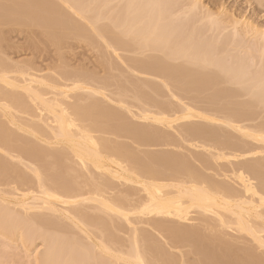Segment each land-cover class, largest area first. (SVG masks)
Wrapping results in <instances>:
<instances>
[{
  "label": "bare ground",
  "instance_id": "6f19581e",
  "mask_svg": "<svg viewBox=\"0 0 264 264\" xmlns=\"http://www.w3.org/2000/svg\"><path fill=\"white\" fill-rule=\"evenodd\" d=\"M58 1H60L59 2L60 4L62 2L64 4V7L67 8V13H69V15L67 14L66 15L69 16L70 21L66 20V22L67 23L70 22L69 23L70 25L67 24L70 27V31L77 34L79 33V35L82 36L84 35L83 37H86V35L90 36L89 32H91L93 35L95 34V37H98V39H101L105 43L108 50L110 49L111 52L115 53L114 55L117 56L116 51L117 52L121 51V45L119 48L120 50L119 49L117 50L116 47L119 44H121L122 41L121 38H124L125 40L123 41H126L128 39L131 40V43L134 44L131 45L133 47L136 45L135 47L136 49L138 48L137 50H139V48L144 49L140 51H145V49L150 48L153 51H157L165 54L166 57L168 58L170 56L171 58L177 57L175 58V60L176 59L179 60L180 58L178 57H181V59L185 58V61H187L186 59L188 60L191 59L190 61H188L190 65H192L193 67H197L198 69L195 68L196 70L200 71L202 69L200 71L202 75L200 79L201 82L206 79L205 77H207L205 73L202 74V71L206 70L205 69L206 67L210 68L216 66V68L218 67L217 70L220 73L222 72L221 74L225 76L224 77L222 75L223 80L226 78L227 82L233 81V83L237 82L239 83V85L241 84V86H243L244 96L250 95L251 97L255 98L253 99L258 105H262V106L264 105V64H263L264 32L263 30L262 31L256 30L258 27L256 26L257 27L256 28L255 24H253L251 21L245 19L241 20L240 16H238L239 17L238 19L237 17L234 18L233 16H230L231 20L229 21V23H231V28H233L232 29L233 31L231 32L232 34H230L232 38L237 36L238 32L236 28L239 26L241 27L242 24L245 32L253 31V33L254 32L256 33L255 34L256 43L253 46H251V48H247V50H249L250 52H252L253 50L254 51L258 50L256 51L258 55L256 61L257 64L256 62L254 63H255V68L259 70L256 71L254 70L255 72H252L251 76L247 77L248 76L247 70H249L248 67L251 68L253 61L252 62L248 61L249 63H251V65L249 63L247 64L246 63L247 61L244 60L245 56L242 57L243 55H239L241 54L239 52L240 51L242 52L243 51L242 49L244 47H241L242 49L239 48V46L236 48L237 45L236 44L233 45V39L231 41L230 38L231 42L230 41L227 42L229 39L226 40V38H224L226 36L224 35L222 37L223 35L222 32L218 31L219 29L224 28V27L221 28L222 25L220 24L222 22H219L220 21L219 19H221L225 15L222 9L221 11L219 10L220 12H216L215 15L216 19L218 18L219 20L217 22V20H215V16L213 15L215 13L212 14L211 12H209L210 10H208V8L206 9L203 7L204 8L203 10V8L201 9L200 6L199 7L201 10L200 12L202 13V15L204 13L203 18L202 15L200 16L203 23H201L200 25V22L202 21L197 22V20H195L194 22L199 23V26L197 27L198 24L193 22L195 25L193 24L194 27H192L190 26L191 25L190 20L192 19L189 20L190 25L183 23L187 21L186 18H189L187 16L185 17V15L190 16L193 13L194 14L193 16H196L195 12H197L198 9L196 6V4L198 3L196 2L198 0H188V1L184 0L185 3L187 2L186 5H183L185 7L183 8L181 5L183 9L182 8L180 9L178 8L177 10L175 9L176 12H180L182 10L181 12L184 15L183 14L182 16L180 15V18L185 17L184 20L183 19L179 20L178 19L179 16L177 17L174 12L172 13L170 12L171 11L170 9L172 10L174 9V5L177 7L178 3H176L175 1H174L175 4L173 3V7L172 5H169L168 0H58ZM176 1L178 2L179 0ZM184 1H181V3H183ZM50 3L48 2L49 8H50L49 5ZM113 3L115 4L113 5ZM169 6L172 8H169ZM51 8H52V4H51ZM52 10L51 13L53 14L54 10L53 11ZM174 17H176L175 18L176 21ZM74 18H78L81 21H83L85 26L86 25L88 26L87 28H89L88 29L89 31L87 29H86L87 31L86 30L84 31L85 28L84 27L82 28V26L79 25L82 28L81 29L78 26V24L75 22L77 20H74ZM105 20L110 22L111 24L110 30L116 29V31L113 30L115 32L110 31L111 32L110 33L108 26L107 27L99 26V24H101V22ZM174 23L175 24L178 23L180 25L183 24L182 26L184 25L188 26L187 27L188 29L182 32V33L186 32L187 34V35L184 34V36L186 35L184 37L185 39L182 37L181 35L182 33L178 32V30L179 31L183 30L181 26L180 28L182 30L180 28L178 29L177 25L176 27L175 25L172 26V24ZM240 23L241 25H239ZM202 27L204 29L207 27L208 29L206 28V30H208L209 33L211 31L212 34L210 37L212 38V36H214V40H211V38H209L208 36L205 37V35H207L206 34L207 32L206 30H204L205 34L201 33L202 35H204L202 36V38H205V40L207 41L203 42L204 39L201 38L200 34H199L200 37L198 36V33L202 29L198 30L199 32L197 34L195 33L197 28L199 29ZM189 28H192L193 30L192 29L189 30ZM117 30L119 31V33ZM193 31L195 34L193 33ZM204 31L202 30V32ZM112 32L116 34L118 33L119 38L120 37L121 38L120 39L117 38L118 36L116 34H114L115 36H113ZM109 34L110 35L112 34V36H110ZM106 35H107V39L109 40L108 42L111 41L110 44L105 41ZM192 35H197V37L195 38L196 40L194 39L195 36L192 38ZM179 36L184 40L183 42H176V39L178 41V39L180 38ZM257 36L259 37V39L257 38ZM110 37L112 38L110 39ZM174 37L177 38L174 39ZM198 37L200 38L198 39V41L201 40V42L197 41ZM187 39L188 42H186ZM209 39L210 41H208ZM221 41L222 44H219V42L221 43ZM224 41H226V43L228 44L227 46L225 45L226 43ZM259 42L261 44H259ZM223 44H224V49H222ZM229 44L234 48L233 47L229 48L230 46ZM123 45H125V43ZM123 45L122 48L124 47ZM218 46L220 47L222 46L221 49ZM131 50L134 51L133 48ZM231 51H233V53ZM230 52L233 54V56H231L232 54ZM244 52L245 51H243V54ZM247 52L248 51H246V53ZM221 53H225L227 56L225 54L222 55ZM216 55L217 56L221 55L220 56L221 58L217 57ZM240 56L241 58H239ZM251 58L254 57L252 56ZM120 59L122 60V57ZM241 59L245 61V63L242 62ZM158 60L159 63L157 62ZM185 61L183 62L184 64L187 63ZM136 64L137 63H135V67ZM151 65L154 67H158V70L160 69L162 71L163 69L162 72L158 71L160 74L157 73L159 74V76L162 73L163 75L166 76L164 77L161 75L160 76L161 80L163 78L165 80H167V78H169L168 80H170L171 78H173L174 80L176 78L175 79L176 81L180 80L179 78L180 76L178 77L176 75H180L179 72L184 67L183 64H180V66L178 65L181 68L179 69L180 70L179 71L176 70L177 68L175 66L174 68L176 69H174L173 66H169L168 64L165 63L164 66L166 65L171 68L169 70L167 69L168 67L166 66L164 67L162 65L161 59L154 60L153 64ZM258 65L259 67L261 65V67L260 68L257 67ZM125 66L128 67L127 65ZM245 66H247V68ZM135 67L133 68L132 71L136 69ZM139 67L140 65L138 66V68ZM142 67H144L145 69V66H141L139 70L140 69L143 70ZM186 67L184 68L186 69ZM148 68L150 67L148 66ZM151 68L154 69L153 72L157 70L156 68L153 67ZM136 70L138 71V69ZM1 71L2 70H0V72ZM7 72L6 73L3 72L2 75H0V84H2L3 87L7 88L6 89L7 91L10 90L9 93L11 92L13 93L9 94L2 86H1L2 88L0 87L1 90L0 112L3 114V118L4 116L8 118L7 123L6 121L5 124L0 122V154L6 156L7 159H11V161H14L15 164L17 163L18 166L22 165L25 168V170L24 169L23 170L26 171L27 173L28 172L30 173L32 177V182L30 181V176H27L29 173L24 174L22 170L18 169V171L23 172V173L21 172L22 176L23 175L27 176V177L25 176L22 177L13 168L15 164L9 167L11 164L9 163L7 165L5 160H2L6 157L0 158V184L2 183V181L3 183H7L11 180L10 178L11 176L7 175L8 173L9 174L11 173L14 176H16L15 178H17L16 179L17 181L16 180L15 181L18 183L16 184V182L10 181V183H12V186L14 183V186L12 187L13 189L8 190L7 187L4 189V191H2L4 188L3 187L2 190H0V206H1L0 212L2 211L0 217L2 215H5L4 216L5 218L3 216L2 217L7 220V222L6 220H3L4 222L0 220V229L4 233L5 231H7L8 234L12 233L13 235H15L12 230L16 229L17 231V229H19L20 227L17 233L16 231L14 232L16 234L20 233L17 235V237L20 235L21 237L20 239L24 240V242L26 241L27 243L29 241L31 242L32 240L34 241L36 238V236L28 234V232L31 231L30 228H32V226H34L35 228L36 226H38L40 228L39 229L37 227L38 230L36 228V231L38 232H35L34 231L35 228H32L34 229L32 230L33 234L35 232V235H37L39 238H42L41 242L45 246V250L43 248L44 251L43 253L41 252L42 255H40L41 257H39L40 262H38V264H91L89 263L91 261L93 263L97 261L95 264H102V262H105L103 264H107L106 261L112 262L111 264H159L155 262V259L153 260L154 257L150 252L151 250L149 251L150 246L148 247L149 240L148 237L144 234L143 229L145 230L148 229L151 230L153 233H156L157 236L160 237L161 241L164 240L166 242L165 245L169 249L176 250L179 253L178 254L179 257L176 256L178 258L179 264H192L193 261L192 263L190 260L187 261L186 259L188 258H186V256L181 252V250L176 248L178 245H181L182 242L185 241L189 236L190 237L192 236L191 230L181 229L171 224H176V225L186 224L194 220L193 217L195 216L204 219L206 221L207 227H210L212 229L216 227L223 231H229L240 236L241 235L246 236L248 237L247 239H250L251 242L254 244V247L259 248L258 250L264 249V164H262L261 162H260L261 164L259 163L246 164L244 162L248 160H255L258 157L264 158V124L262 125L250 124L249 122H252L251 118L246 119V117L243 114L241 116V113L239 111H238L239 113L235 111L234 113L231 112L228 114L227 113L223 114L224 112H221L220 114V112H217L215 110L214 112H211L208 111V109H201L199 107L196 108L195 106L193 107V105L191 106L189 104H186V102H182L183 100L181 101V99L178 100L179 97L178 98L175 97L176 95L173 98L175 99L177 98L175 102L178 103L179 107L178 110L175 111V113H172V116L170 113L167 114L164 113L165 111L164 112L159 111L158 109H156L158 110V112L157 111L152 112L151 109L149 110L147 108L145 109L144 108L145 105L141 109H139L136 106L133 107L130 104L129 100L126 101V99H128L126 95H125L126 96L125 100L123 99L118 101L119 99H121V97L120 98L118 97L119 99L113 97L117 99V101H115V99L113 101L112 97L110 99H106L108 100V102L111 100L112 102L115 103L117 102L119 107L122 110L124 109V113L126 112L135 121L137 120L142 123H147L150 125L152 124L156 127L158 126L159 128H164L167 130L174 129L175 132L178 130L174 127V125L176 124L177 126L178 123L183 125L185 123L187 124L188 122L192 123L195 120L196 122H201V121L202 123L207 122L210 125L211 124L213 126L218 125L219 127L221 126L222 129L225 128L227 131L234 132L238 134L241 138L250 140L251 144L253 143L254 145V147L253 145H251L252 148H246L239 151L238 150L231 151L232 150L231 148L226 147L227 151H230V153L224 154L223 146L221 147L218 146V144H216L217 141L215 143L213 142L214 140L212 139L213 141L211 142L213 143L210 142V144H213L212 146L206 144L208 142L207 141L205 142L203 140L205 139V137L203 138V136L205 135L204 132L205 131L207 132V133L205 132L206 135L209 134L207 129L205 128L203 129L204 132L202 133L203 135L201 134L202 135L201 137L200 132L202 128L199 132V130L194 127L195 130H198V133L196 131L197 134L193 132L197 137V138L195 137L196 139H194L192 135V130H190V128L192 129L193 126H189L192 124L188 123L186 126L184 125L186 131L185 129H184L185 132L182 131L183 135L178 134L179 137H181L180 141L184 142V145L186 144V147L191 146V148L193 147L194 150L201 149L205 151L206 153L210 154L213 158H215V160L213 159V161L219 159L223 160L226 158V161L231 159V161L235 162L236 164L234 163L232 164V162L230 161L229 164L228 163L224 165L221 164V166H219V164H215L217 166V171H219L220 174L214 173L213 175H215V177L210 175L213 178L212 177L210 178L209 176H205L206 174L202 172V168H204L203 166L205 165L206 167L207 164L204 165L198 164L201 167V171L198 167H197L198 168L197 171L199 170L201 174L196 170H194L193 172V170L191 169H190L191 171L190 170L188 171V169L187 171L186 169L184 170L181 169L183 172L179 170V172L177 171L175 173L174 171L171 173L161 172L160 174L159 172L156 174L150 173L152 171L150 170L149 172V170L146 169L147 167L142 168L143 164L137 166L138 164L136 165V163H134L133 165L132 160L134 159V157L132 158V156H129L131 157L130 159L129 157L128 158L125 157V155L123 156L119 155V152L117 151V149L119 148H117L114 151L110 150L111 146L110 144L108 145V141L106 143L103 140L104 139L103 137H102L103 139H101L100 137H97L98 136L97 134H96L97 136H95V133H98L99 131L103 134L102 136H104L105 132L107 131L102 132V129H99L100 128L99 124L95 127V125L97 124L96 122H95L96 124L87 123L89 121L91 122L94 121H92V118H89L90 116L89 117L87 116L85 119V115H89L88 110L93 108V106L98 107L99 104L96 105V103L94 102H93L94 105H92V103H90V105L86 104L88 107L83 105L79 106L77 105V103L70 104V102L72 101L71 95L74 93L82 92L93 96H97V95L104 96L102 95L103 90L101 91L99 89L101 91L100 92L98 89L92 87L94 85L90 86L91 85L90 82L88 84V82H85L84 79H83L84 81H82L81 78L76 77L77 79H75V76H73V77H69L72 78L71 80L67 77V79H69L68 81L66 80V78L65 79L61 78V80L63 81L65 80V82H68L66 84L65 83L62 84L61 86H59V83H55L51 81L52 83L58 84L60 88H57L58 87L57 85L54 86L52 84L46 85L47 86L46 88L51 90V93L53 95V96L51 95L49 98L48 96L51 94L50 92H48L50 94H47L48 95L47 96L45 95V93L43 94L36 87V85H43V81H40L35 74L32 76V74L30 75L28 73L29 74L28 75L27 73L25 74L21 71L18 72V76L13 79V76L12 75H11L12 77L10 76L11 72L8 73L9 75L7 74ZM142 72L145 73L144 70ZM140 73L141 72H139V74ZM14 74L17 75V72ZM172 74L173 75L176 74L175 75L176 77L173 76ZM19 77L20 79L18 80L17 78ZM213 77L214 76H212L211 78L207 77L208 80H211L209 81V83L211 82L214 83L215 80L217 81L218 79H220L217 78L216 75L214 78ZM168 80L167 82L171 83L172 79L171 81ZM208 80L206 79V81ZM181 81L182 80H180V82ZM161 82H163V80ZM172 83L174 84L173 81ZM167 84L164 85L162 84V85L163 86L166 85L167 87ZM183 84L184 82L182 81L181 89H183ZM185 85L187 86V84ZM96 87L99 88L98 86ZM169 87L172 89V86H170V84ZM177 88L178 86L175 89ZM3 89L4 91L2 92ZM171 92L173 93L172 90ZM172 93L170 95H172ZM122 97L125 98L124 96ZM124 101L126 103L128 102V104H130L133 108H136L135 111H133V108L130 107V105L126 104ZM138 101L139 103H141L140 99H138ZM27 107L30 108L32 107V109H35L33 111H36L37 113V115L35 113L36 115L35 121L37 123L36 122L30 123V124L35 123V127L34 125H32L33 127L30 126V130L28 129L29 127L27 128V130H29L30 132L25 130L26 127L24 128L21 125V123H19L20 121L19 119H22L19 118L21 114L27 113L22 109ZM83 107H85L86 109ZM86 111L88 114L85 113ZM241 117H245V118L241 119ZM4 119H2L3 122ZM87 119L89 120L87 121ZM23 120L20 122H23ZM27 122L28 121L26 120V123ZM4 125L5 126L7 125L6 126L7 128L8 126L12 127L14 128V130L13 129L10 130L9 128L7 129ZM179 126H177L178 129ZM37 127H39V129H37ZM122 128L119 129L126 132V130ZM129 128L130 131L129 130L127 131L131 132L130 134H132V131L134 132L136 131L137 133L140 132L138 134L139 136L142 135L141 133L145 132L142 129L139 130V128H134L131 126ZM183 128H181L180 130H183ZM40 129L44 130L46 134H43ZM211 129L209 128L210 133H211ZM9 130L12 131V133ZM15 130L19 132L20 135H22L21 133H26L29 136L26 137V135H23L24 137H26V139L25 138L23 139L22 137L19 136V134L18 136L14 135ZM117 131L120 130L117 129ZM124 132L121 134H124ZM187 132H191V136H189L190 134H188L189 137H185V135L187 136L186 134ZM137 133L135 137H137V139L139 140ZM177 133L180 132L178 131ZM148 134L149 133H145V135ZM134 135L132 137H134ZM145 135L143 133L142 139L146 137ZM150 135L152 136V134ZM156 135L158 136V133L155 134V136ZM155 136L153 134L151 138L148 137L144 139L143 140L144 143L145 140L148 139L149 141V139H152ZM229 136H231V133ZM234 136L232 134L231 137L238 139ZM190 137H191V141H190ZM231 137H229V139ZM186 138H188L189 141H187L188 139L186 140ZM199 138L201 139L203 138V139L201 140ZM30 139L35 140L34 142L40 141L44 145H47L49 149L41 150V148L39 147L38 148L40 150L38 148L35 149V143L33 141H30ZM210 139L207 138V140L209 141ZM148 141L146 142L148 143ZM11 142L13 143L17 142L18 146L12 147L16 143L12 145ZM247 142L248 141H246V143ZM138 143L142 144L141 142ZM214 144H216L218 147L214 146ZM248 145L249 144H247V147ZM219 147L222 148V150L219 149ZM175 148L177 149L178 146H176ZM201 152L199 151L197 153H201ZM69 155L71 156V158L68 157ZM46 157H49L47 159H49L50 161L60 160L61 162L62 161L69 162L71 159H73L74 165L72 163L71 164L74 167L72 166V169H70V171L72 172L78 171V173L83 172L89 179L81 181L79 180L81 176L76 175L73 181L74 183L72 182V186L71 184L67 185L70 182L66 184L65 182L64 183L61 182V180H56L55 176L50 172H48L49 170L48 164L50 163L48 162L47 164L45 160L44 161L46 162V164L43 162V159ZM62 165H64V163ZM144 166L145 165H143V167ZM222 166H225V168ZM21 168L22 167H20V169ZM203 171L206 172L205 169H203ZM46 172L48 175L46 174ZM162 173L165 174L162 175ZM6 175L7 178L9 177L8 179H10L9 181L6 179L7 182L4 181ZM166 175H168V177ZM3 177L4 179H2ZM216 177L217 178L220 177L221 180H214V178ZM10 183L7 184L11 185ZM19 183L22 184L21 186H24L26 184L27 185L29 184L28 186H30V184L32 185L34 184L33 186L35 189H33L32 186L30 187L32 189L28 188L24 190L22 189L23 187L20 188L21 186L19 185ZM2 185L0 186L2 187ZM15 185L17 186L19 185V186L17 187ZM118 187H129L135 189V191L139 196L136 199H133L134 195L125 194L119 191ZM6 189L8 191L14 192V194H11L12 192L10 193ZM56 221L61 222V224L59 222H58L59 224L56 223L58 234L60 231L59 228L62 226V224L65 223V228L67 227L66 229L70 227L68 229V234H69V230L72 228L71 229L72 231L74 230L76 233L78 232L79 235H81L80 237H83L84 239L80 238L78 235V238L76 237L77 240H75L76 242L73 243L72 241H74L73 240L74 236H76L77 234L75 233L73 234L74 231L72 232L70 230L71 232L69 236H71V233L73 234L71 238L72 243H70V245H68L67 243L68 248L71 247L69 248L70 251L69 250L67 251L66 249H64L66 245L64 247H63L64 244L62 245V247L59 245V243L61 242V240H59L60 238L59 235H57L58 237L56 236V234H55L56 237L52 236L53 235L52 229L56 226L54 225ZM166 222H169V224ZM107 224L111 227V229L114 230L112 231L113 233H115V235L118 233L123 235L122 241L119 236L118 239L116 238L117 240L115 239L116 241L110 239V237H107L108 231H105L106 232L105 233L104 230H102L105 227L104 228L99 227V225L102 227L103 225H107ZM21 225H23L24 227ZM48 226L51 228H49ZM41 229H43L44 232ZM91 229H94L96 232H93L94 230L92 231ZM8 230L10 231V233ZM45 230H47L50 233L52 232V234L50 235L47 231L45 232ZM1 231L0 233L2 234ZM64 231L67 232V230ZM64 231H62V233H64ZM112 231H109V233L111 232V235L113 234ZM62 233L60 232L61 236ZM165 236L166 238H168L169 241H167ZM64 237L65 238L63 240H66V237L68 236L64 234ZM81 239H83V242ZM84 240L86 241L85 243ZM33 241L31 243H33ZM67 241L68 240H66V242ZM61 243H65V241H62ZM72 244H74L73 246L75 247L78 246L76 247L75 250L78 251L76 252L77 254L73 252L75 247L73 248ZM59 247H61L64 250L62 249L60 250ZM62 251L63 252L66 251V252H64L63 254ZM61 254H63L64 257L62 256L61 258L60 257ZM76 257H78V259ZM247 257L250 260L256 259L260 262H263V259L255 256L254 252L252 251L249 252ZM101 260L102 262H100ZM166 264L168 263L166 262Z\"/></svg>",
  "mask_w": 264,
  "mask_h": 264
},
{
  "label": "rangeland",
  "instance_id": "374dc122",
  "mask_svg": "<svg viewBox=\"0 0 264 264\" xmlns=\"http://www.w3.org/2000/svg\"><path fill=\"white\" fill-rule=\"evenodd\" d=\"M47 1L49 3L51 2L49 4L50 8H51V4H52V8L54 11L52 10V8H51V10L53 11V14L51 13V10L48 6ZM47 1H45V0H0V70H2V71L4 70L3 71L4 73H6L7 71L11 72L10 76L12 75L13 79L15 77H17L18 72H21V71L25 74L26 73L27 74L29 73L30 75L32 74V76L35 74L36 77L40 81H43V85H36V87L43 94L45 93V95L51 93V90L46 88L47 87L46 85L52 84L53 86L54 85L58 86V84H55V83H59V86H61L64 83L65 84L68 83V82H65V80L64 81L61 80V78L62 79L66 78V80L68 81L69 79L70 80L72 79L69 77H73V76H75V79H77L76 77H78V78H81L82 81L85 80V82H88V84L90 82V84H91L90 86L94 85L92 87H94L98 90L99 89L101 91L103 90L102 95H104L106 98L104 96H100V95L93 96V95H89L87 93H82V92L81 93L80 92L74 93L71 95L72 101L70 102V104L77 103V105H79V106L80 105L87 106L86 104L90 105V103H92V105H94L93 102L96 103V105L99 104L98 107L93 106V108H91V109L88 108L89 109L88 110L89 115H85V119L87 116L88 117L90 116L89 118H92V121H94V122L89 121L87 123H89V124L93 123L94 124L96 122L97 124L95 123L96 124L95 127L99 124V126H100L99 129H102V132L107 131V132H105L104 136H102L103 134L100 131L98 133H95V136L98 135L97 137H100L101 139L104 138L103 140L106 143L108 141V145L110 144V146H111V147L108 146V147H110V150L114 151L117 148H119L121 150L120 151L119 149H117V151L119 152V155H122V156L125 155V157H127V158L129 156H132V158L134 157L135 160L134 159L132 160L133 165H134V163H136V165L138 164L137 166H140L141 164H143L145 166L143 167V165H142V168L147 167L146 169L149 170V172H150V170L152 171L150 173H155V174L158 172H159V174L161 172L171 173L173 171L175 173L177 171L179 172V170L182 171L184 169H186V171H187V169H188V171L191 169L194 172V170L197 171L198 168L201 171V167L198 164H203V165L207 164L206 165L207 168L205 167V165L203 166L204 168H202V172L206 174L205 176H209L211 178L212 176L215 177V175H213L214 173L220 174V172L217 171V166L215 164H219V166H221V164L222 165L227 164V163L229 164L230 162H232V164L233 163L236 164V163L231 161V159L226 161V158L223 160L219 159V160L213 161V159L215 160V158H213L210 154L206 153L205 151H203L201 149H195L194 150L193 147L191 148V146L186 147V144L184 145V142L180 141L181 137H179V135H178V134L183 135V132L186 131L184 125L186 126L188 123H190L192 125H189V126H193V128L195 127L196 129L199 130V132L202 128L200 135L204 132V130H203L204 128L207 129V131L209 133L208 134L209 137H208V135H206L207 132L205 131L206 133L204 132L205 135L203 136V138L205 137V139H203V138L202 139L205 142L206 141L208 142L206 144H209L212 146H213V144H210V142L214 140L213 142L216 143V141H217L216 144H218V146H220V147L223 146V148H224L223 153L224 154L230 153V151H227L228 147L232 149V150L230 149L231 151H233V150L239 151V150L246 149V148H252L251 145H253V143L251 144L250 140L243 139L238 134H236L234 132L227 131L225 128L222 129L221 126L219 127L218 125H217L218 127L216 125L215 126H213L212 124L210 125L207 122H206L207 123L206 124L205 122L204 123H202V121L196 122V120H195L192 123L188 122L187 124L185 123L183 125L178 123L177 126L180 125L179 129L175 124L174 127L180 132V133H177L178 131L175 132L174 129L173 130H167L164 128H159L158 126L156 127L152 124L150 125L147 123H142V122L137 121V120L135 121L125 112L127 114L126 115L124 113V109L122 110L119 107V105L117 104V102L116 103L112 102V100L114 101V99H115L113 97H116V98L121 97V99L118 98L119 99L118 101H120L123 99L125 100L126 96H127L128 99H126V101L129 100L130 104L133 107L136 106L139 109H141L145 105L144 108L145 109L147 108L148 110L151 109L152 112H156V111L158 112V110L163 111V112L165 111L164 113H167V114L170 113L171 116H172V113H175V111L178 110L179 106H178V103H176L175 101L179 97L178 100L181 99V101L183 100L182 102H186V104H189L191 106L193 105V107L195 106L196 108L199 107L201 109H208V111H211V112H214V110L217 112H220V114H221V112H224L223 114H226V113L228 114L231 112L234 113L235 111L237 113L240 112L241 116L243 114L246 117V119L251 118L252 122H249V123L252 125L264 124V105L263 106L258 105L254 100L255 98L251 97L250 95L244 96L243 86H241V84L239 85V83H237V82H235V83H237V84H235V83H233L232 80H230L232 82H229V81L227 82L226 78L223 80L222 79L223 74H221L222 72L220 73L217 70L218 67L216 68V66L210 67V68L206 67L205 68L206 70L203 69L204 71H202V74L205 73V75L207 77H210V78L212 76L215 77V75H216L217 78H220V79H218L217 81L215 80L214 83H212V82L209 83V81H211V80H208V78L205 77L208 81H206V79H205L204 81L201 82L200 79H201L202 75H201L200 71L202 69L199 71V70H196V69H198L197 67H193L192 65H190L188 63V61H190L191 59L190 60L186 59L187 61H185V58H182L183 59L182 60L181 57H178L180 59L175 60V58H177V57L171 58V56H170L168 58V57H166L165 54H163L161 52L153 51L150 48L145 49V51H140L143 48L142 49L139 48V50H137L138 48L136 49V47H135L136 45L134 47L132 46L134 44L131 43V40L128 39L126 41H123L125 39L121 38V37L120 38L123 41V43H122V41H121V44L117 43V44H119L118 45L119 47L118 46L116 47L118 50L120 48V45H121V51H118V52L116 51V54H117V56H116V55H114L115 53L111 52L110 49L109 50L107 49L105 43L101 39H98V37H95V34L93 35L91 32H89L90 36L86 35V37H83L84 35L82 36V35H79V33L77 34V33H73L72 31H70V27L67 25L70 22H68V23L66 22V20H69V16H67V15H69V13H67V8L64 7V4L62 2L60 4L59 3L60 1H58V0H47ZM168 1H169V5H172V7H173L174 1L176 3H178L177 7L174 5V9L173 10L170 9L171 11L170 10L169 11L171 13L174 12L177 17L179 16V18H178L179 20H181V19L184 20L186 16L189 17V18H186L187 21H185V23H183V24H189L190 25V22H191L190 26H192V27H194L193 26L194 23H197L198 21L199 22L202 21L200 18V16L202 15V13L200 12L201 10L199 8L200 6H201V9L203 7L206 9L208 8V10H210L209 12H211L212 14L215 13V14H213L214 16L216 15V12H220L222 9V11H224L225 15L221 19H219L220 21L218 20V18L216 19V16H215V20H217V22L218 21L222 22L220 25H222L221 28L224 27L223 28L224 31H223V29H219V28H218L219 29L218 31L222 32V34H223L222 37L224 35L226 36V37H224V38H226V40L229 39L227 42L230 41V38H231V41L233 39V45L236 44L237 45L236 48L238 46H239V48L244 47L243 49L241 48L243 51H245L244 54L246 53V51H248L247 52L248 54L246 53L244 55L243 51L241 52L239 49V51H240L239 53H241L239 55H243L242 57L245 56L244 60L247 61L246 62L247 64L249 62L253 61L251 68L248 67L249 70H247V71L249 73L247 71H245V72H247V75H248L247 77L251 76L252 72L259 70V69L255 68V63H254L257 61L258 55H257L256 51H258V50H256V51L251 50L252 52L247 50V48H251V46H253L256 43V41H255L256 40L255 39L256 33L255 32L253 33V31H251V32L246 31L245 32L244 28L242 26L243 24L241 25V23H240L239 25H241V27L238 25L239 27L236 28L237 32H238L237 36L232 38V36L230 34H232L231 32L233 31L232 30L233 28H231V23H229V21L231 20L230 16H233L234 18L237 17V19L239 18L238 16H240L241 20L245 19V20L251 21L253 24H255V27L256 26L258 27V28L256 27L257 28L256 30H258V31L263 30V32H264V1L263 0H262L263 2L261 0H198L199 2L198 1L196 2V3H198V4H196V6L198 8V9L196 8L197 9V12H195L196 16H193L194 14L192 13L190 16L185 15V17H182V18H180V15L182 16V14H183L181 12L182 10L181 11L179 10L180 12H176V10L178 8L179 9L182 7L184 8L185 6H183V5H186L187 2L185 3L184 0H179L178 2L176 0H168ZM181 1H184L183 2L184 4L181 3ZM258 1L259 2L261 1V2L259 3ZM46 2H47V4H46ZM170 3H172V4H170ZM114 4L115 3H113V5ZM181 5H182V7H181ZM120 6H121V3H120ZM172 7L169 6V8H172ZM204 8H203V10H204ZM197 14H198V16H197ZM172 16H175V15H172ZM203 16H204V13L202 15V18H203ZM195 17H197V18H195ZM175 18L176 17H174V19ZM223 18H224V21H223ZM190 19H192V20H190ZM74 20H77L75 22L78 24V26L80 25V26H82V28L83 27L85 28L84 31L86 29L87 30L89 29V28H87L88 26L87 25L85 26L84 22L81 21L80 19L74 18ZM189 20H190V22H189ZM195 20H197V22H194ZM175 21H176V19H175ZM106 22L108 23L109 21H106V20L102 21L101 24H99V26H103V27L108 26L109 32L113 31V30L116 31V29L110 30L111 24H110V22L108 24ZM181 23H182V21H181ZM201 23H203V21L200 22V25H201ZM197 24H198L197 25V27H198L199 23H197ZM174 25H175V27L177 25L178 29L181 26V28L183 30L181 28L180 29L182 31L178 30V32H181V33L183 31H185L186 29H188L187 25L182 26L178 23L172 24V26H174ZM195 28H194V31H195ZM206 28L205 29L203 27L199 28V29L197 28L195 33L197 34L199 32L198 30H201V29L204 31V30H206ZM191 29L192 28H189V30H191ZM202 30L198 33V36L200 34L201 38H202V36H204L202 34L203 33L205 34V31L202 32ZM220 30H222V31H220ZM115 31H113V32H115ZM194 31H193V33H194ZM206 32H207L206 33L207 35H205V37L208 36L209 38H211L210 37L212 34L211 31L209 33L208 30H206ZM118 33H119V31H118ZM118 33L117 34L113 33V36H115L114 34H116L118 36L119 35ZM184 34H186V32L181 34L183 38L187 35L186 34L184 36ZM110 36H112V34ZM193 37L195 39L197 37V35H192V38ZM199 37L197 38V41H198V39H200ZM111 38L112 37H110V39ZM117 38H119V36ZM176 38L174 37V39H176ZM180 38L178 39V41L176 39V42H183L184 41L182 38L181 39ZM257 38L259 39L258 36H257ZM106 39H107V35H106ZM106 39H105V41L110 44L111 41L108 42L109 40L108 39L106 40ZM188 39L186 42H188ZM202 39H204L203 42L207 41V40H205V38H202ZM206 39H208V38H206ZM211 40H214V36H212ZM222 40H223V38H222ZM128 41H130V42H128ZM208 41H210V39ZM174 42H175V40H174ZM198 42H201V40H199ZM224 42L226 43V41H224ZM103 43L105 46L103 45ZM124 43L126 46L123 45ZM191 43H193V42H191ZM219 44H222V41H221V43L219 42ZM259 44H261V43L259 42ZM122 45L124 46L123 47L124 50L122 48ZM129 45H131V46H129ZM225 45L227 46L228 44L226 43ZM222 46H221L222 49H224V44ZM131 47L134 49V51L131 50L132 49ZM218 47L221 49L220 46H218ZM230 47H233V46L230 45L229 48ZM231 52L233 53V51H231ZM218 54H220V53H218ZM221 54L223 55L225 53H221ZM227 54H228V52H227ZM118 55H119V57H118ZM115 56L119 60L116 59ZM120 56L122 57V60L124 61V63L120 59L121 58ZM220 56H217V57H220ZM231 56H233V54ZM252 56L254 58H251ZM255 56H256V58H255ZM239 58H241V56ZM157 59L162 60L163 66L166 63L169 66H173V68L175 66L177 69L176 68H174V69H176V70L181 69L179 67L180 64H183L184 67L187 66L186 69L183 67L184 68V69L182 68L183 70L182 69H181V71L179 70L180 75H176L177 72L175 74L178 77L180 76L179 77L180 80H182L184 82L183 89H181L182 88V86H181L182 81L181 82H180V80L176 81L175 80L176 78L174 80H173V78H171L172 81L174 82V84L172 83L171 79L168 80L169 78H167L168 81H171L172 85H171V83L167 82V80H165L164 78L162 79L164 83L161 82L162 80L160 79L161 78L160 76L161 75L164 77H166V76L163 75V73L159 76L160 73L158 71L162 72L163 69L161 68L162 69V71H161L160 69L158 70V67H154L151 65V64H153V61L157 60ZM184 61L187 63L184 64L183 63ZM157 62L159 63V60ZM242 62L245 63V61H243V60H242ZM135 63H137L136 67H135ZM146 64H147V66H146ZM249 64L251 65V63H249ZM253 64H254V66H253ZM256 64H257V62H256ZM263 64H264V62H263ZM125 65H127L128 67L130 66V67L128 68ZM139 65H140V67L145 66V69L147 71L144 69V67H142V68L145 71V73L142 72L143 71L142 69L139 70V68H140V67L138 68ZM131 66H133V67H131ZM148 66L150 68H148ZM134 67L136 69H138V71L141 72L142 74L141 73L139 74V72L136 69L134 71H132ZM151 67L156 68L157 70L155 72H153L154 69H152ZM166 67H168V66H166ZM245 67L247 68V66H245ZM257 67H259V65ZM260 67H261V65H260ZM167 69L170 70L171 68L168 67ZM2 71L0 72V75H2V73H3ZM9 72H7V74ZM13 72L14 73L17 72V75H15ZM155 73L156 74L159 73V74H157V76H156ZM175 75H173V76H175ZM67 77L69 79H67ZM178 77H177V79H178ZM217 78H215V79H217ZM17 79L19 80L20 77ZM47 80L49 82L52 81L55 83H52V82L49 83ZM212 81H213V79H212ZM161 83L163 85L169 83L170 86H172V89L169 87V84H167V87H166V85L163 86ZM185 84H187V86ZM44 85H45V88H44ZM1 86H2V84H0V87ZM59 86L57 88H60ZM96 86H98L99 88H97ZM175 86L176 87L178 86V88L175 89L176 88ZM34 87H35V85H34ZM101 87L104 89H102ZM168 87L173 91L174 95ZM185 87H186V89H185ZM3 88L5 90L7 89L5 87H3ZM166 88H167V90L168 89L169 90L167 91ZM4 89L2 90V92L4 91ZM9 91H7V93H9ZM48 92H50V93H48ZM12 93L13 92H11L9 94H12ZM171 93H172V95H170ZM51 95H52V93L49 96L48 95L47 96L50 98ZM108 96H110V97H108ZM122 96H124L125 98H123ZM174 96L177 98L176 99L173 98ZM111 97H112V100L108 102V100H106V99H110ZM131 98H133V99L135 98V99L133 100ZM138 99L141 100V103H139ZM78 100H80V101H78ZM115 101H117V99H115ZM143 103H146L149 108L147 107L146 104H143ZM126 104H128V102ZM130 104H128V105H130ZM117 105H118V107H117ZM131 105H130V107H132ZM91 106H89V107H91ZM83 108H85V107H83ZM85 109H84V111H85ZM135 109L136 108H133V111H135ZM156 109H158V110H156ZM22 110L26 111L27 113L21 114L20 117L18 116L19 118H22V119H19L20 121H22L24 118L23 122L19 121V123H21V125L24 128L26 127L25 130H27L28 127H29L28 129L30 130V126L33 127L32 125H34V127H35V123H33V124H30V123L36 122L35 118H36L37 113H36V111H33L35 109H32V107L31 108L30 107L23 108ZM35 113H36V115H35ZM85 113L88 114L87 111ZM0 115H1L0 116L1 117L0 122L5 124V121H6V123H7L8 118L6 116H4V118L6 117L4 119L3 114L1 112H0ZM235 115H238V114H235ZM119 117H121V118H119ZM245 117H241V119L245 118ZM25 118H27V119H25ZM127 118H129V119H127ZM2 119H4V122ZM26 120L29 122V124H28V122L26 123ZM88 120L89 119H87V121ZM24 121H25L26 125L28 124L27 126L25 125ZM22 123H24V124H22ZM193 123H195V124H193ZM121 126L122 127L125 126L127 128H125V127L122 128ZM130 126L134 127V128H139V130L140 129L144 130L145 132H143L141 130L144 133V135H145V133H149L148 135H145L146 137H144V139L150 137L151 136L150 134H152V136L154 134V136H155V134L158 133V136L156 135L152 139H149V141H148V139L145 140V143H146L145 144L143 141L144 139H142L143 133H141L142 135L138 136V134L140 132L137 133L135 131L137 133L139 140H140L139 141L137 139V137H135L136 133L134 131H132V134L133 133L135 134V135L133 134L135 138L132 137L133 135L130 134L131 132L127 131V130L130 131V128H129ZM8 128L10 130H12V129L14 130V128H12V127L8 126ZM119 128L126 130L127 133L124 132L123 130L119 129ZM181 128H183V130H180ZM193 128L192 129L190 128V130H192V135H193L194 139H196L197 137H196L195 133H196V131L198 133V130H195V128L193 130ZM209 128L210 129L213 128V129H211V133H210ZM37 129H39V127H37ZM117 129L120 130L121 132L117 131ZM184 129H185V131H184ZM188 129H189V127H188ZM29 130H27V131H29ZM40 130L43 134H46L44 132V130H42V129H40ZM190 130H188V131H190ZM212 130H214V131H212ZM10 132L12 133V131H10ZM123 132H124V134H121ZM174 132H175V134H174ZM193 132H195V133H193ZM13 133H14V131H13ZM230 133H231V136L233 134V136L235 135L234 137H236L238 139H235V138L229 136ZM18 134L23 139L24 138L26 139V137L29 136L26 133H21L22 135H20V133L15 130L14 135L18 136ZM159 134H161V135H159ZM186 134H187V136L185 135V137L191 136V132H187ZM188 134H190V135L188 136ZM23 135H26V137H24ZM202 135H201V137H202ZM159 136H161V137H159ZM206 136L209 139L211 138L210 141L207 140ZM229 137H231L230 139H232V140H230ZM187 139L188 138H186V140ZM199 139H201V138H199ZM30 141L34 142L35 140L30 139ZM137 141L141 142L142 144L138 143ZM146 141H148V143ZM187 141H189V139ZM190 141H191V137H190ZM246 141H248V142L246 143ZM36 142L38 143V145ZM36 142H34L35 143V149L38 147L41 148V150L42 149L43 150L49 149V147L47 145H44L40 141H36ZM213 142H211V143H213ZM15 143L11 142L12 145L15 144L12 147L18 146L17 142H15ZM166 144H168L169 146ZM216 144H214V146H217ZM247 144H249L250 146L248 145V147H247ZM174 146L175 147L178 146V148L179 147L180 148L176 149ZM220 147H219V149L222 150V148H220ZM253 147H254V145H253ZM199 151L200 152L202 151V152L197 153ZM208 155L211 157H209ZM3 157H6V156H3L0 154V158H3ZM68 157L71 158L70 155ZM47 158H49V157L44 158L43 162L45 164H46V162H47V164H48V162L50 163V164H48L49 165L48 172L53 174L55 176L56 180H61V182H63V183L65 182L66 184L70 182L67 185L71 184V186H72V182L74 181L76 175L81 176V178L79 179L81 181L89 179V178H87V176L83 172L78 173V171H76V172L70 171V169H72V166L74 165L73 159L70 160L71 162L69 160H68L69 162H67V161L61 162L60 160H59L60 161L59 162L58 160H51L50 161ZM129 158L131 159V157H129ZM2 160H5L7 165L10 163L11 165L9 167H11L12 165L15 164L14 161H11V159H7V157L2 159ZM244 162L246 164H258V163L264 164V158L258 157L255 160H248V161H244ZM63 163H64V165H62ZM15 166H13V168L16 170V172H18L19 175L22 176L23 172H24V174L29 173V172L27 173L26 171H24L25 168L22 165H19L20 167H22L21 169L17 165V163L15 164ZM222 167L225 168V166H222ZM47 168H48V166H47ZM18 169L22 170L23 172L21 171L22 172L21 173L20 171H18ZM203 169H205L206 172L203 171ZM200 171L198 170L197 172L200 173ZM165 173H162V175ZM46 174H47V172H46ZM7 175L11 176L10 177L11 180L8 179L9 177L7 178ZM7 175H6L4 181H6V179L8 181L10 180L11 182L17 181L16 180L17 178H15L16 176H14L13 174L8 173ZM12 175H13V177H12ZM210 175H212V176H210ZM23 176H25V175H23ZM27 176H30V181L32 182V177H31L30 173ZM27 176H25V177H27ZM49 176H51V175H49ZM166 176L168 177V175H166ZM169 176H171V175H169ZM25 177H24V179H25ZM2 179H4V177ZM214 180H221V178L216 177V178H214ZM10 181L9 182L6 181V182L10 183ZM75 181H77V180H75ZM7 183H3V181H2V183L0 185H2V184L3 185H2V187L0 186V190H2L3 187L4 188L2 191H4V189L7 187H8V190L13 189L12 187L14 186V183H13V186H12V183H10L11 185H9ZM27 183H29V182H27ZM5 184H7L8 186ZM16 184H18V183L16 182ZM19 185L21 186L22 184L19 183ZM26 185L21 186L20 188L23 187L22 189H24V190H26L28 188L32 189L30 187H32L34 184L33 185L30 184V186H28L29 184L27 186ZM15 186H17V185H15ZM33 189H35L34 186H33ZM118 190L125 193V194H128V195H134L133 199H136L139 196L137 194V192L135 191V189H132L129 187H118ZM8 192L11 193L12 191H8ZM11 194H14V192H12ZM1 212H0V214H1ZM2 216L4 217L5 215H2ZM2 216L0 217V220H2V222H4L3 220H6V219H4L5 217L3 218ZM6 218H7V216H6ZM193 218H194V220H192L186 224H178V225L171 224V225H175L176 227L181 228V229L191 230V232H192L191 237L189 236L185 241L182 242V244L180 243L181 245L177 244L178 246L176 247L179 250H181V252L186 256V258H188V259H186L187 261L190 260L191 263L193 261L192 264H264V249L258 250L259 248L254 247V244L251 242V240L247 239L248 237L243 236V235L240 236V235H237V234H235L233 232H229V231H223V230H220L216 227L214 229H212L210 227H207L206 221L204 219H202L201 217L195 216ZM6 222H7V220H6ZM58 222L56 221L54 223V225H56V226L52 229V231H53L52 236H55V234H56V236L59 235V237L61 238V239L59 238V240H61V242L65 241V243H66L65 244V243L60 242L61 244L59 243V245L61 247L63 244H64L63 247L66 245V247L64 249H66L67 251L68 250L70 251L69 248H71V247L68 248V245H70V243H72V242L73 243L76 242L75 240H77L76 237L78 238L79 233L78 232L76 233L74 230H73L74 231L73 232L71 230L72 228L70 229L73 232V234L74 233L77 234L76 236H74V239H73L74 241L71 242V240H72L71 238H72L73 234L71 233V236H69L70 232H71L70 230H69V234H68V229L70 227H68V229H66L67 227L65 228V223L62 224V226L60 225L61 226L60 228L58 226V228L60 230L59 234H58L56 227H57V224H59V223L61 224V222H59V223ZM166 223L169 224V222H166ZM21 226H23V225H21ZM37 227L38 226H36V228ZM99 227L100 228L105 227L102 230H104V232L108 231L107 237H110V239L115 240L116 238L118 239L120 237V239L122 241L123 235L118 233V234H116L117 235L116 236L115 233H113L114 230L111 229V227L108 224L103 225L102 227L99 225ZM32 228H35V227L32 226ZM32 228H30L31 231L28 232V234L34 235V236H36V238H38V239L35 238L36 241L32 240L33 243H31L32 241L31 242L29 241L27 243H26V241L24 242V240L20 239L21 238L20 235L18 236L19 238L17 237V235L20 233H18V234H16V233H17V231H19L20 227H19V229H17V231H16V229L12 230L15 235L10 233L9 230L8 231L10 234H8L7 231H5V233H6L5 234L0 229L2 234L4 233L3 235L0 233V264H38V262H40L39 257H41L40 255H42L41 252L43 253V251L45 250V246L41 242L42 238H39L37 235H35V232H38V231H36V228H35V230ZM38 228H37V230H38ZM49 228H51V227H49ZM63 229L67 230V232H65ZM32 230L35 231L34 234H33ZM41 230L44 232L43 229H41ZM91 230L93 231L94 229H91ZM14 231H16V233ZM46 231L47 230H45V232ZM62 231H64V233H62ZM109 231H112L113 234L111 235V232L109 233ZM60 232L62 233V236H61ZM93 232H96V231L94 230ZM143 232L148 237V240H149L148 247L150 246L149 251L151 250L150 252L154 257V258L153 257L152 258H153V260L155 259V262H157L159 264H162V263L166 264V262L168 264H176V263L179 264V261L177 258V257H179L178 256L179 253L176 250L169 249L165 245L166 242L164 240L161 241L160 237L157 236L156 233H153L151 230L143 229ZM48 233L50 235L52 234V232L51 233L48 232ZM64 234L66 236H68V237H66V240H68L67 242H66V240H63L65 238ZM80 236L81 235H79V237ZM243 237H246V238H243ZM80 238H83V237H80ZM165 238H166V236H165ZM33 239H34V237H33ZM83 239H81L82 242H83ZM158 239H159V241H158ZM166 239H167V241H169L168 238H166ZM85 242L86 241L84 240V243ZM28 243H30V244H28ZM67 243H68V245H67ZM73 245L74 244H72V246ZM61 247H59L60 250L62 249ZM74 247L75 246H73V248ZM76 247H78V246H76ZM76 247L73 250L74 253L78 252V251H75ZM43 248H44V250H43ZM64 249H62V250H64ZM251 251L254 252L255 256L263 259V262H260L256 259L250 260L247 256H248L249 252H251ZM64 252H66V251H64ZM64 252L62 251L63 254H64ZM63 254L60 255L61 258L63 256ZM95 254H97V253H95ZM73 255H75V254H73ZM187 255H190V256H187ZM75 256H77V255H75ZM76 258L78 259V257H76ZM176 258H177V261H176ZM83 260H85V259H83ZM95 260H97V259H95ZM96 262L93 263L91 261L89 263L95 264ZM100 262H102V260ZM106 262H107V264L112 263L110 261H106ZM103 263H105V262H102V264Z\"/></svg>",
  "mask_w": 264,
  "mask_h": 264
}]
</instances>
